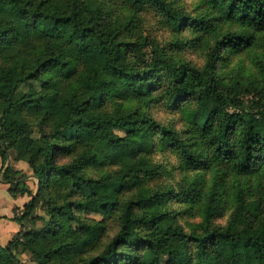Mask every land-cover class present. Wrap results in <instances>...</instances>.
<instances>
[{"label": "trees", "instance_id": "16d2710c", "mask_svg": "<svg viewBox=\"0 0 264 264\" xmlns=\"http://www.w3.org/2000/svg\"><path fill=\"white\" fill-rule=\"evenodd\" d=\"M194 5L190 17L167 0H0V182L13 197H31L12 218L21 230L0 243V264H24L18 255L27 253L36 264H171L182 257L201 264L204 256L212 264H264V196L249 194L264 168V136L255 127L264 123V0ZM148 9L176 32L189 28L207 51L202 66L134 35ZM227 24L237 28L222 34ZM88 39L111 82L97 70L76 78L90 56ZM256 45L262 53L253 52ZM227 51L247 53L251 65L241 59L231 67ZM161 86L175 97L171 109L182 129L144 110ZM155 149L176 154L180 182L155 183ZM12 151L41 182L36 194L7 165ZM224 203L231 218L212 227ZM115 210L118 232L91 255L104 225L84 215ZM196 217V230L180 224Z\"/></svg>", "mask_w": 264, "mask_h": 264}, {"label": "rangeland", "instance_id": "374dc122", "mask_svg": "<svg viewBox=\"0 0 264 264\" xmlns=\"http://www.w3.org/2000/svg\"><path fill=\"white\" fill-rule=\"evenodd\" d=\"M171 4H174L177 8H182L185 12L189 14L190 17H193L197 14L194 0H167ZM142 22L135 27L134 35L138 36L139 34L147 35L151 40H154L160 46L168 47V53L171 57H173L177 61H186L190 62L192 65L200 67L204 64L205 56H206V49L201 45L200 41L195 40L193 34L189 31V28H185L182 31L176 32L170 26L167 18L164 15L159 14L158 12L154 11L153 9H148L141 13ZM237 27L231 24L224 25L221 28L222 34L234 30ZM89 41V51L90 56L88 59L84 61V64L80 71L77 73L76 78H83L87 71L97 70L99 73V78L103 81L111 82V75L107 72L104 67V59L103 56L100 55L96 48L92 46L90 39ZM178 42V46L175 44ZM214 41L211 40L210 43L212 44ZM257 49L253 50V52L262 53L263 50L259 45H256ZM150 49L146 51L149 52ZM252 52V53H253ZM251 53V51H250ZM226 55H228V60L230 62V66H234L238 61L244 59L245 65L248 67L251 65L250 57L247 53H242L240 55H234L232 52L227 51ZM219 69L221 70V62L219 63ZM165 89L163 86L160 87L158 91V98L149 104L148 106L144 107V110L149 112L156 120L166 124V125H174L177 129H182L181 123V116L175 109H171L172 106L175 104V97L168 96L164 93ZM191 107H194L192 101ZM194 109V108H192ZM210 109V103H207L203 106L204 112H208ZM31 116L34 117L35 113L32 109L29 110ZM255 127L261 132L264 136V123L257 122L255 123ZM34 135L38 136L37 129H34ZM158 136H154V140H157ZM14 152V151H12ZM11 152V153H12ZM151 159L154 163L159 165L160 176L158 179L155 180V183L158 185L164 184H175L180 182L182 178V172L179 168V159L171 152V150H160L155 149L151 154ZM68 159L61 160L60 162L66 163ZM116 170V167H114ZM2 173V172H1ZM0 173V174H1ZM88 173L91 176H95L97 174L96 170H88ZM206 180L210 182V175H205ZM29 187V185L27 184ZM30 188V187H29ZM10 189V188H9ZM10 194L12 195L11 191L9 190ZM252 194L254 198H258L260 196H264V168L262 169V174L260 179L253 184L252 191L249 192ZM13 197V196H12ZM16 198V197H15ZM176 206V205H175ZM226 211L223 210V215H214L211 218L210 225L212 227L225 225L231 218V214L233 209L227 204H223ZM39 214L43 215L42 211H38ZM21 214V212H19ZM85 217L92 219L94 221H101L103 220L104 225V233L97 241L96 246L91 251V255H96L100 252V250L105 246L106 243L110 242V240L115 236V234L119 230V222H118V214L115 210L110 214L104 213H94V214H85ZM201 218L196 217L195 219H183L180 221V224L183 226H187V231H191L192 229L196 230L198 224L201 223ZM2 229L3 226L0 225V238L2 240ZM198 230L200 229L197 228ZM18 259L23 262L24 264H36L31 260L30 254L25 255H18ZM212 258L208 256H204L201 258V264H212ZM210 260V261H209ZM171 264H189L186 257L177 258Z\"/></svg>", "mask_w": 264, "mask_h": 264}, {"label": "crops", "instance_id": "0c3cea01", "mask_svg": "<svg viewBox=\"0 0 264 264\" xmlns=\"http://www.w3.org/2000/svg\"><path fill=\"white\" fill-rule=\"evenodd\" d=\"M15 152L10 153L8 165L14 167L15 170L26 175V183L29 185L33 194H36L38 188V179L32 175V171L25 161L14 160ZM3 162L0 156V173L2 170ZM1 176V174H0ZM10 186L3 182H0V225L2 229V240L0 243L2 246L6 245L11 238L21 230V225L13 221L12 218L15 211L21 212L24 205L31 199L28 195H19L16 198L12 197L9 192Z\"/></svg>", "mask_w": 264, "mask_h": 264}, {"label": "water", "instance_id": "95a60500", "mask_svg": "<svg viewBox=\"0 0 264 264\" xmlns=\"http://www.w3.org/2000/svg\"><path fill=\"white\" fill-rule=\"evenodd\" d=\"M8 165V164H7ZM41 182L38 180V187L40 186Z\"/></svg>", "mask_w": 264, "mask_h": 264}]
</instances>
